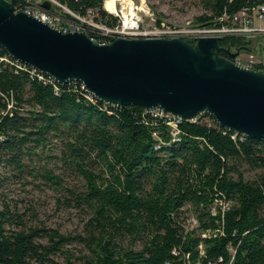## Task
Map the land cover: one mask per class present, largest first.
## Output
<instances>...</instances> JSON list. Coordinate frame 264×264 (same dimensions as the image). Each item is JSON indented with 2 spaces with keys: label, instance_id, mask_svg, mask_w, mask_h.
<instances>
[{
  "label": "trees",
  "instance_id": "trees-1",
  "mask_svg": "<svg viewBox=\"0 0 264 264\" xmlns=\"http://www.w3.org/2000/svg\"><path fill=\"white\" fill-rule=\"evenodd\" d=\"M58 1L116 23L103 0ZM200 2L207 14L196 24L209 27L261 0ZM219 45L248 51L250 43L225 37ZM32 69L0 61V167L60 188L88 219L71 236L28 225L4 206L0 264H61L59 256L69 263L74 242L88 250L82 264H264V140L221 128L208 113L182 120L175 140L167 119L149 109L92 103L79 83ZM53 146L56 155L46 156ZM242 165L260 173L244 180ZM6 179L0 175V185Z\"/></svg>",
  "mask_w": 264,
  "mask_h": 264
},
{
  "label": "water",
  "instance_id": "water-1",
  "mask_svg": "<svg viewBox=\"0 0 264 264\" xmlns=\"http://www.w3.org/2000/svg\"><path fill=\"white\" fill-rule=\"evenodd\" d=\"M15 4L0 0V47L13 60L58 84L78 81L106 104L158 107L182 120L208 113L221 128L264 140V71L233 63L241 50L221 47L217 37L194 44L118 38L99 45L81 32L63 34L15 12Z\"/></svg>",
  "mask_w": 264,
  "mask_h": 264
},
{
  "label": "built area",
  "instance_id": "built-area-1",
  "mask_svg": "<svg viewBox=\"0 0 264 264\" xmlns=\"http://www.w3.org/2000/svg\"><path fill=\"white\" fill-rule=\"evenodd\" d=\"M44 2L49 3L50 8L48 10L43 8ZM114 5L115 10L111 13L105 10L103 3V9L116 18V23L111 26L100 21L96 10L87 9L84 14H79L71 11L58 0H16L15 12H23L32 16L63 34L81 32L99 45L109 44L118 38L181 39L191 44L202 37H217L220 41L225 37H236L249 43L264 38V0H261V3L254 7L242 9L233 15L223 14L216 18L209 27L195 26L194 28H177L160 23L155 27L145 29L142 27L143 19L139 14L142 11V0H140L139 5L134 0H114ZM1 50L3 49L0 47ZM235 51L232 50V52ZM242 52L245 51H241L231 61L242 68L264 71V55L255 59H245L241 56ZM0 61L19 69L27 66L13 60L8 54L0 57ZM32 70V73L36 71L34 68ZM38 78L43 79L39 75ZM71 81L79 83L81 89L86 92L85 98L95 103L94 98L96 97L82 83L75 80ZM149 111L154 117L167 119L166 123L170 127L171 135L176 140L179 133L178 125L182 119L164 112L158 107L149 109ZM216 205H219L222 210L229 207L228 203L220 201L216 202ZM212 211L214 212L215 208H212Z\"/></svg>",
  "mask_w": 264,
  "mask_h": 264
},
{
  "label": "rangeland",
  "instance_id": "rangeland-1",
  "mask_svg": "<svg viewBox=\"0 0 264 264\" xmlns=\"http://www.w3.org/2000/svg\"><path fill=\"white\" fill-rule=\"evenodd\" d=\"M134 2L139 5L140 0ZM142 3V11L139 14L143 19L142 27L145 29L160 23L177 28H194L197 26L195 19L207 14L200 0H142ZM248 49L241 54L245 59L263 56L264 38L250 43ZM203 119L208 121L206 117ZM50 149L51 151L46 152V156L56 155L54 146ZM50 166L55 173L59 172L54 164ZM238 170L244 180H253L260 173V170L252 171L246 165L239 166ZM0 175L2 178H7L0 185V209L7 206L11 212L22 215L23 222L28 225L43 224L71 236L82 232L88 213L69 206L64 201L67 195L60 188L45 183L36 175L25 174L20 178L14 177L1 167ZM73 182V178H66L64 184L73 186ZM195 226L196 222L193 219L187 221L186 228L192 229ZM68 250L73 257L69 259V263L64 257H57L61 264H82L81 258L88 254L85 246L75 242L68 246Z\"/></svg>",
  "mask_w": 264,
  "mask_h": 264
},
{
  "label": "bare ground",
  "instance_id": "bare-ground-1",
  "mask_svg": "<svg viewBox=\"0 0 264 264\" xmlns=\"http://www.w3.org/2000/svg\"><path fill=\"white\" fill-rule=\"evenodd\" d=\"M104 8L105 10H107L108 12L113 13L115 10V5H114V0H106L104 2Z\"/></svg>",
  "mask_w": 264,
  "mask_h": 264
}]
</instances>
